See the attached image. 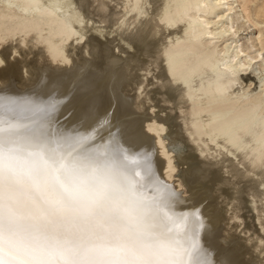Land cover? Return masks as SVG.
<instances>
[{"label": "bare ground", "instance_id": "obj_1", "mask_svg": "<svg viewBox=\"0 0 264 264\" xmlns=\"http://www.w3.org/2000/svg\"><path fill=\"white\" fill-rule=\"evenodd\" d=\"M261 18L254 0H0V49L39 50L23 76L0 51V95L49 106L22 123L79 133L86 149L109 145L147 193L154 179L166 185L176 212L198 213L213 264H264V26L251 39L258 49L237 39ZM81 45L90 59L74 56ZM149 75L148 90L169 106L152 103ZM178 137L188 150L176 164ZM230 208L229 220L242 224L245 208L263 233L247 238L251 250L225 235Z\"/></svg>", "mask_w": 264, "mask_h": 264}, {"label": "snow or ice", "instance_id": "obj_2", "mask_svg": "<svg viewBox=\"0 0 264 264\" xmlns=\"http://www.w3.org/2000/svg\"><path fill=\"white\" fill-rule=\"evenodd\" d=\"M27 111L50 108L0 95V264H213L198 213L176 212L166 185L147 193L109 145Z\"/></svg>", "mask_w": 264, "mask_h": 264}, {"label": "rangeland", "instance_id": "obj_3", "mask_svg": "<svg viewBox=\"0 0 264 264\" xmlns=\"http://www.w3.org/2000/svg\"><path fill=\"white\" fill-rule=\"evenodd\" d=\"M256 0H254V3H256L257 5H259L262 1H264V0H257L256 2H255ZM112 5H114V3L112 2L111 3ZM236 10H239V8L237 7L236 8ZM240 11V10H239ZM253 18H255V17H253ZM256 19V18H255ZM259 21H264V18H261V19H258ZM240 21H243V19L241 18V20H239V23H240ZM264 26V23H263V25L261 24V26H254L253 28L252 27H250V28H248L247 30H245V31H240V34H239V36L237 37V39H239V43H241V44H243L244 46H250L251 44L250 43H253L254 44V40L256 39V37L258 36V28H260V27H263ZM262 30H264V28L262 29ZM253 38H255L253 41L251 40V39H253ZM256 41V43H255V47L256 48H253L252 49V51L253 50H255V49H258L259 48V44H258V42H257V40H255ZM15 44V42H13V44L12 45H14ZM11 45V44H10ZM10 45L9 44H6V45H4V49H3V47H2V50L0 49V51H1V53H3V51H4V56L6 57L5 58V60L6 61H8V62H6L5 61V64L7 65L10 61L12 62V63H14V64H16V66H17V68H18V70H19V74H20V76H23V70L25 69V67L24 66H26V64H27V68H28V66H30L31 65V63L32 64H35L36 62L35 61H37V59L39 58V50L37 49V48H32L31 50L28 48V47H25V46H23V45H20V46H23V47H19V51L16 53V54H14V53H12L10 50H9V47H10ZM8 48V49H7ZM8 51V53H6L5 54V52H7ZM29 51V52H28ZM82 51H83V48H82V45L81 46H78L75 50H74V56L75 57H79L80 58V56L79 55H81V57H84V58H87V59H90V57H88L87 55H85V54H83L82 53ZM73 54V53H72ZM83 54V55H82ZM6 55H8V56H6ZM8 58V59H7ZM140 58H142V57H140ZM17 61V62H16ZM20 62V63H19ZM23 64H22V63ZM25 62V63H24ZM27 62V63H26ZM28 62H29V64H28ZM76 62V61H75ZM76 63H78V61L76 62ZM19 64H21V65H19ZM25 64V65H24ZM73 64V63H72ZM5 65V66H6ZM4 66V64H2L1 65V67H5ZM19 67H20V69H19ZM21 71H22V73H21ZM138 73H142L141 71L139 72L138 71ZM250 77V79H253L254 80V82H257V80L256 79H254L252 76H249ZM248 76H244L243 77V80H244V82L246 83L247 81H248ZM151 82H154L153 81V78H152V75H149L148 76V81L145 83L146 84V91L147 92H149L150 94H151V96H150V94H149V96L150 97H153V102L152 103H158V105H163L164 103H160V102H158V99L160 98V95H157V94H154L153 92H151L152 91V89H154L155 88V86H153V85H151ZM258 83H256L255 85H257ZM28 88V84L26 83V86H24V87H22V88ZM150 88H152L150 91L148 90V89H150ZM128 95H132V94H134V91L133 90H129L128 91V93H127ZM153 94V95H152ZM150 104V103H149ZM164 105H168V104H164ZM147 107L149 106L148 104L146 105ZM169 106V105H168ZM147 107H145V108H143L142 109V111H145V110H147ZM166 111V110H165ZM167 111H169V109L167 110ZM167 143V142H166ZM173 146V148H174V151H171L172 152V155H173V158H174V160H175V162H176V164L178 163V159H177V157H178V155H183L187 150H188V146H187V144L185 143V141L184 140H182L181 138H179L178 137V139H177V142L175 143V144H173L172 145ZM175 147H177L176 149H175ZM167 148L168 149H170L169 148V146H167ZM184 152V153H183ZM178 170L180 171V169H182V165L180 164V165H178ZM176 174H179V172L177 171L176 172ZM226 176L228 175V174H225ZM173 180H176V178H174ZM170 183H172V182H170ZM174 184L175 183H172L171 185H172V187L174 186ZM176 185V184H175ZM176 190V192L179 194V195H184L185 196V194L184 193H180L181 191H182V189L180 190V189H178V188H175ZM186 191V190H185ZM213 193V194H212ZM210 194H211V198L212 197H215L216 198V201L218 202V207H221L222 208V206H226L225 204H226V202H227V200H225V202H223L222 200H224L222 197H220V196H218L219 195V192H210ZM183 197V196H182ZM220 197V198H219ZM215 201V200H214ZM216 201L214 202V204L216 203ZM222 201V202H221ZM228 208H229V206H228ZM218 210V209H217ZM224 210V209H223ZM230 210H231V208L230 209H228L227 210V212L225 211H223L222 213H223V221H222V223L224 224V226L227 228V233H225V235L226 234H228L229 235V238H233V239H235L236 240V238H237V240L236 241H239L240 243H244L246 246H248V247H250V250L253 248V245H254V243H255V241L254 240H251V241H249L248 239V237H252L254 234L255 235H257V234H263L259 229V226L256 224V221L254 220V218L252 219V218H250V217H248V216H251V213H249V212H246V209L244 208L243 210H241V215L243 216V218H244V221H243V223L242 224H240V225H238L237 224V221H233V220H229V216H230V214L232 213V210H231V212H230ZM245 215H247V216H245ZM231 222V223H230ZM234 222H236L235 224H234ZM250 222V223H249ZM249 223V224H248ZM222 224V225H223ZM248 225L250 226V227H252V229H247L248 228ZM236 226V227H235ZM239 227V228H238ZM228 228H229V230H228ZM236 228V229H235ZM248 230H250V231H248ZM248 231V232H247ZM258 231V232H257ZM245 232H246V234H245ZM253 232V233H252ZM248 238V239H247ZM239 239V240H238ZM246 239H247V241H246ZM250 243H249V242ZM252 246V247H251ZM257 264H259V263H257Z\"/></svg>", "mask_w": 264, "mask_h": 264}]
</instances>
